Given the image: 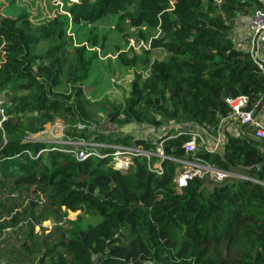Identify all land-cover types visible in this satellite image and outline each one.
Instances as JSON below:
<instances>
[{
	"label": "trees",
	"instance_id": "trees-1",
	"mask_svg": "<svg viewBox=\"0 0 264 264\" xmlns=\"http://www.w3.org/2000/svg\"><path fill=\"white\" fill-rule=\"evenodd\" d=\"M260 5L258 0H76L40 24L25 12L11 17L0 11L5 115L0 122V236L15 228L26 235L14 248L17 264H29L24 256L36 258V264H264V139L253 137L249 125L227 118L225 101L246 96L244 109L256 113L264 105V75L233 32L238 16ZM106 15L117 16L115 29L124 37L125 24L141 39L140 27L155 32L142 49L149 72L141 82L135 73L124 106L107 111L119 130H79L77 125H89L96 115L83 81L99 44L93 36L90 46L76 45L67 33ZM158 49L166 58L148 63L147 55ZM118 58L130 67L137 61L127 52ZM57 118L70 126L66 139L101 144L95 148L100 154L113 152L106 144L153 146V139L121 132L128 124L156 130L172 122L177 129L158 139L165 154L192 157L182 147L190 130L209 128L222 136L220 148L211 153L200 148L195 157L256 182L232 179L209 189L205 178L194 177L178 188L171 160L161 162L159 175L142 157L124 170L115 168L110 155L78 159L75 153L84 146L34 140ZM231 123L237 134L225 127ZM30 189L31 199L25 197ZM67 211L103 218L86 229H78L79 219H65L71 226L64 228L59 223ZM29 218L37 224L51 219L54 227L49 234H33Z\"/></svg>",
	"mask_w": 264,
	"mask_h": 264
},
{
	"label": "rangeland",
	"instance_id": "rangeland-1",
	"mask_svg": "<svg viewBox=\"0 0 264 264\" xmlns=\"http://www.w3.org/2000/svg\"><path fill=\"white\" fill-rule=\"evenodd\" d=\"M73 1L76 0H0V11L3 15L11 17L25 12L29 14L30 21L33 24H40L47 22L57 14L66 12L68 10V5ZM250 14H252V12ZM116 21V15H106L93 24L75 25L67 33L68 35L70 34L76 45L85 44L90 46V38L93 36L96 37L99 44L96 49L98 58L94 62L93 68L90 70L87 79L83 81L86 98L91 102V110L95 112L96 115L93 116L89 125H77L76 128L79 130L85 128L89 131L101 130L104 133L111 130H119V127L112 125L108 120L107 111H110L109 108L112 105L119 110L124 106L135 73L139 75L140 82L148 75V65L142 62V58L144 57L142 53L143 47L138 48L137 46L144 42L148 45L151 38L155 35V32L150 31L146 27H140V32L145 34V38L141 39L138 37V32L135 29L125 24V34L127 36L124 37L121 33L116 31ZM233 32L242 40L247 38V24L236 25ZM131 44L137 48H133ZM130 48L135 50V53L129 52ZM243 48L246 49V46L243 45ZM42 49H44V46L41 47V50ZM124 52H127L128 56H132L133 54L137 56L135 66H126L120 62L118 55ZM166 55L167 53H165L164 50H154L147 55L148 63L152 62L154 59L163 60L166 58ZM62 87L64 91L69 90V87L65 84ZM182 123L186 125V123ZM161 126L164 128L162 134L167 133L170 129H177L178 127V125L172 122ZM69 128L70 126L68 124L62 119L57 118L53 123L46 124L45 130L33 136V138L36 141L52 144L56 141V145L72 146L76 148L80 143H83V141L78 142L73 139H66V131ZM151 129L152 128L148 126L138 125L136 127L132 126L129 132H132L136 137H145ZM229 130H231V127H229ZM205 179L206 187L209 189L219 184V182H215L211 178L205 177ZM231 180V178H228L225 181ZM25 197L29 199L33 197L32 189L29 190V193H27ZM16 211L15 209L13 213ZM4 218L6 217L4 216ZM102 218L103 217L99 214H84L78 211H67L66 218H64L59 225H62L64 228H69L71 224H69L70 226L67 225L64 221L65 219H79L80 221L77 222L78 229H86L88 224H96ZM29 219L33 223V234L43 233L46 235L49 234V231L54 227V222L51 219L42 221L40 224H37L33 218ZM26 238V235L22 233L19 228L5 230L4 235L0 236V264H17L19 262V257L14 248L24 243L23 240ZM30 242L31 241L27 240L25 243L27 244ZM22 251L23 249H20V252ZM41 252L42 251H40V253ZM24 259H26L29 264L31 262L34 264L37 263L36 258H33L31 261L29 257L24 256Z\"/></svg>",
	"mask_w": 264,
	"mask_h": 264
},
{
	"label": "built area",
	"instance_id": "built-area-1",
	"mask_svg": "<svg viewBox=\"0 0 264 264\" xmlns=\"http://www.w3.org/2000/svg\"><path fill=\"white\" fill-rule=\"evenodd\" d=\"M261 5L256 7L252 14L245 16L247 27L249 30L248 37L244 41L243 45L250 55L252 61L262 71L264 75V0H258ZM133 48H147L148 45L144 43L138 44L137 47ZM243 48V46H241ZM244 49V48H243ZM226 103L230 107V114L227 118L238 120L241 125H249L253 130V137L259 140L264 139V120H262L254 110H246L244 107L247 105L248 99L246 96H237L234 98H226ZM3 98L0 93V116L1 121L5 119V115L2 110ZM164 128L159 127L156 130L151 131L145 135V138L152 140V147L138 146V145H121V144H106L105 147L113 149V152H107L100 154L99 151L95 150L97 146L92 142H83L79 146H84L77 150L76 157L78 159H85L91 155L105 157L110 155L115 161V168L124 170L129 168L132 159L134 157H142L147 160V167L150 171L156 174H162L163 168L161 162L163 160H171L176 164L174 183L178 188L187 186L189 180L194 177L198 178H211L215 182H221L231 179L249 180L255 181V179L239 174L235 172H228L215 166L214 164L195 157L196 151L200 148L207 152H217L222 142V136L214 134L209 128H192L189 132L190 139L183 143L182 147L186 153H191L192 157H173L166 155L164 152L163 141L158 140L167 133L162 134ZM144 137V136H143ZM57 143L54 141V144ZM94 148L89 150V148ZM115 156V157H114Z\"/></svg>",
	"mask_w": 264,
	"mask_h": 264
},
{
	"label": "crops",
	"instance_id": "crops-1",
	"mask_svg": "<svg viewBox=\"0 0 264 264\" xmlns=\"http://www.w3.org/2000/svg\"><path fill=\"white\" fill-rule=\"evenodd\" d=\"M244 15H239L238 16V20H237V22H236V24H235V27H236V25H238V24H247L246 22H245V19H244ZM235 27H234V29H235ZM245 27V26H244ZM241 31V30H240ZM247 32H248V34H249V30H248V27H247ZM248 34H247V36L246 37H248ZM234 38H236V43L239 45V46H243V42L246 40V38L245 39H240L239 37H238V35L237 34H234ZM241 42V43H240ZM257 115L262 119V120H264V105H263V107L258 111V113H257ZM238 123V122H237ZM225 127H227L228 129H229V127H231V132L232 133H234V134H237L238 132H237V130L235 129L236 128V124H234V123H231V124H227V125H225Z\"/></svg>",
	"mask_w": 264,
	"mask_h": 264
},
{
	"label": "water",
	"instance_id": "water-1",
	"mask_svg": "<svg viewBox=\"0 0 264 264\" xmlns=\"http://www.w3.org/2000/svg\"><path fill=\"white\" fill-rule=\"evenodd\" d=\"M131 127H132V124H128V125L124 126L123 128H121L120 130L123 133H128Z\"/></svg>",
	"mask_w": 264,
	"mask_h": 264
}]
</instances>
